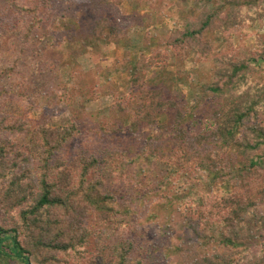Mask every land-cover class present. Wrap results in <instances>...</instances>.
I'll use <instances>...</instances> for the list:
<instances>
[{
    "label": "trees",
    "instance_id": "16d2710c",
    "mask_svg": "<svg viewBox=\"0 0 264 264\" xmlns=\"http://www.w3.org/2000/svg\"><path fill=\"white\" fill-rule=\"evenodd\" d=\"M84 1L79 8L106 3ZM107 2L112 5L115 0ZM202 3L179 30L164 38L165 50L153 48L143 59L146 66L191 53L209 60L211 79L200 84L194 106L180 109L163 88L144 80V71L134 75L133 64L129 75L137 96L114 98L110 107L120 115L119 122L106 120L99 126L107 134H115L124 122L131 133L146 127L150 135L137 159L164 166L167 175L160 179V187L142 186V170L119 169L120 157H112L114 149L107 145L59 157L65 145L81 136L79 123L71 120L52 128L28 120L18 106L7 110V98L18 96L19 89L0 85V264H29L32 255L35 264H146L136 252L140 247L134 235L107 242L89 217L128 215L133 206L147 203L153 204L148 223L164 238V259L172 264H264V84L249 83L254 69L249 51L215 54L217 47L205 38L220 30L221 41L229 42L246 21L264 18V0ZM14 5L22 18L21 39L27 40L42 22L40 6L35 0ZM0 21L4 25V19ZM113 22L109 16L97 19L85 35L87 44L125 38L126 28ZM256 45L264 56V38L256 39ZM10 73V68H0V82ZM206 101L213 108L202 120L190 122L192 130L200 125L192 135L182 121L193 118ZM17 136L27 137L38 150L41 147V152L32 154V171L18 168L20 159H28V142L23 149ZM125 152L121 153L127 156ZM127 159L131 163L133 158ZM202 170L220 180L228 194H215L210 183L200 182L194 173ZM174 175L184 188L168 194L165 188ZM192 191L196 198H185Z\"/></svg>",
    "mask_w": 264,
    "mask_h": 264
},
{
    "label": "rangeland",
    "instance_id": "374dc122",
    "mask_svg": "<svg viewBox=\"0 0 264 264\" xmlns=\"http://www.w3.org/2000/svg\"><path fill=\"white\" fill-rule=\"evenodd\" d=\"M35 1L40 6L38 16L42 17V22L29 39L22 40L19 28L22 18L14 4L22 5L24 0H0V18L5 21L4 25L0 21V68L11 69L0 85L8 89L18 86L19 89L18 96L7 98L6 109L11 111L18 106L21 115L28 120L52 128L66 126L71 120H76L81 136L74 143L65 145L59 157L67 158L83 149L107 145L109 150L114 149L112 157H120L119 169L133 173L142 170V186L160 187V179L167 175L164 166L154 160L137 159L139 148L150 131L142 127L139 133H131L124 122L120 123L115 134H107L99 126L106 120L119 122L120 115L110 107L114 98L129 93L132 97L137 96V87L129 75L133 64L137 66L133 70L134 75L144 71V80H152L153 86L163 88L167 97L179 102L180 109L194 106L200 84L211 79L209 60L191 53L185 58L170 56L157 66H146L143 59L153 48L165 50L164 38L179 30L185 18L198 11L203 5L202 0H115L112 5L106 0L105 5L88 3L82 9L78 5L84 0ZM261 6L264 7V3ZM103 16H109L120 27L124 26L126 37L111 43L88 45L85 37L88 29ZM221 37L220 30L205 34L206 40L217 47L215 54L238 55L241 50L249 51L254 58L249 62L254 67L249 83L264 84V56L256 45V39L264 38V18L246 21L229 42H222ZM212 108V102L206 101L193 118L187 116L183 119L188 133L194 135L198 132L200 125L192 130L190 122L195 118L202 120ZM128 118L127 115L125 119ZM154 132L156 129L152 130V135ZM16 140L23 149L29 141L23 136H17ZM27 147L28 159H20L18 168L32 171V154L42 150L31 142ZM122 150L128 155H122ZM127 157L133 158L131 163ZM194 174L200 182L210 183L213 193L228 194V188L206 171ZM181 184L182 179L174 175L167 183L166 192L170 194L178 187L184 188ZM194 189L198 190V187ZM196 196L192 191L185 198ZM127 198L131 197L128 195ZM122 199L127 200L125 197ZM152 208L153 204L147 203L143 207L133 206L128 215L93 214L89 220L107 242H115L126 234L134 235L140 247L136 252L146 264H172L164 259V238L148 223V210ZM150 222L153 223L152 220ZM89 241L94 244L93 239ZM28 259L35 264L33 255Z\"/></svg>",
    "mask_w": 264,
    "mask_h": 264
},
{
    "label": "water",
    "instance_id": "95a60500",
    "mask_svg": "<svg viewBox=\"0 0 264 264\" xmlns=\"http://www.w3.org/2000/svg\"><path fill=\"white\" fill-rule=\"evenodd\" d=\"M30 264V263H29Z\"/></svg>",
    "mask_w": 264,
    "mask_h": 264
}]
</instances>
